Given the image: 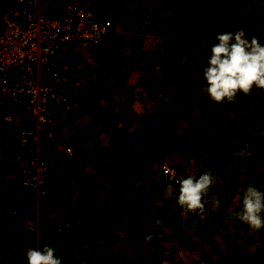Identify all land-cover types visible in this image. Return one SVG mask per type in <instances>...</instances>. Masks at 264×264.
<instances>
[{
    "label": "crops",
    "instance_id": "0c3cea01",
    "mask_svg": "<svg viewBox=\"0 0 264 264\" xmlns=\"http://www.w3.org/2000/svg\"><path fill=\"white\" fill-rule=\"evenodd\" d=\"M88 1H93L94 6L100 8V11L99 8L97 11L102 17L109 18L115 23V30L112 32V37L115 39H109L113 42L110 47L117 46L120 55L115 57V60H117V64L121 65V72L127 81H147L152 85H164L166 82L169 84L168 86L170 83L171 86L177 84V89L180 86L178 90L182 96L185 91L189 92L184 84L186 78L188 79L184 68H180L181 74L177 77V81L173 80L169 74L167 79H160L159 82L157 72H161L160 59L157 57L152 60L153 63L155 62L153 67L157 70L154 72L152 66L147 67L149 61L145 62V57H153L158 53L159 50L155 47L160 42H162L160 47L163 46L165 40L156 41L154 38L157 33L159 36V30L163 29L164 21L169 18L171 20L172 16L179 11L194 9L195 15L190 17V22L191 24L200 22L201 18L196 11L200 10L199 4L205 0H179V8L182 9L177 8L176 5L173 6L174 8H170L169 4L172 0ZM209 1L212 0H207L206 3ZM213 1L222 4V8H224L225 0ZM229 1H231L230 6L222 10L229 11V18L226 13L223 14V17L228 18V25H232L231 29L243 28L244 24H253L255 28L261 29L258 31L254 28L253 31L261 32L259 40L264 43V0H257L263 1L262 9L259 11H249L248 8L244 11V6L240 7L237 3L238 8H236L232 5L233 0ZM246 1L248 4V0ZM215 41L216 39L198 38L197 49L199 48L201 51L203 46L211 47ZM196 57L202 61V65L198 66V69L201 70L208 58H203L205 56H202L201 53ZM120 59L122 60L120 61ZM192 61L191 58L190 62ZM182 87L183 90H181ZM258 89L260 91L253 89L247 95L241 92L237 95L235 102L225 101L223 103L213 101L206 92L203 97V108L199 106L191 111V118L196 119L193 123V128L197 129L196 132L200 131L198 130L200 124L204 125L202 128H205L206 131H211L208 136H201L198 140L203 144L201 150L206 148L203 149L206 150L203 153H205V160L208 162L207 168L220 166L219 171L211 170L218 177L215 178L216 182L206 199L208 201L206 210L202 214L195 215L192 211L184 209L185 212L183 208H180L178 214L174 216L170 212V202L164 199L162 194L158 195L159 188L156 186L162 180L161 164L166 162L173 165L174 162L173 157L169 154L171 159L165 157L168 148H163L160 146L161 144H154V146L157 145L154 149L158 153L150 152L151 137L156 138L154 130L149 131L150 137L144 135L142 138L140 136L135 138L121 136L119 138L118 135H109L108 131L106 136L94 139L77 135L73 143L75 151L71 154L65 152V147L61 148L63 142L59 140L55 147L63 155L61 157L63 159H60L59 162L54 161L49 167L50 171L47 172L46 180L43 179V185L47 187V194L43 195L35 189H26L20 185L25 190L35 191L37 201L45 200L48 205L43 206L44 209L47 212L51 210V217L47 216L46 221L42 224L49 237V242H45L44 239L41 242L44 241L49 245L55 244V247L59 248L56 244L58 240L62 239L61 247L63 244L67 246V243H64L65 238H72L74 242L70 247L72 257L67 255L69 250H63L65 247L59 251L55 248L56 255L61 258L62 264H115L117 261L124 262L125 259L122 256L131 254H134L133 261L142 259L144 264H164L163 262L170 257L183 260L182 262L185 263L194 262V264L200 259L209 263L263 264L264 262H261L263 261L261 256L264 254L263 230L252 229L233 215L240 209L241 196L249 184L264 191V88ZM147 93L149 94V92ZM129 111H133V109ZM206 121L210 123L209 126L205 125ZM189 124L191 123L189 122ZM4 125L8 128L16 126L13 122H4ZM138 125L137 123L134 127ZM213 125L217 128L216 132L212 131ZM120 128L126 129L125 124L122 123ZM232 129H243L244 135L256 139V156L241 170V174L238 175L239 177L237 176L238 179H234L232 176L228 177L227 166L224 168L223 163L225 160L220 155L221 148L226 144L224 132ZM8 133V139H11L13 136L11 130ZM147 143L151 145L148 146ZM10 145L11 160L13 161L12 140ZM128 147H132V151L138 153L137 160L142 159V162L149 163L143 167L136 165L138 161L135 165L133 163L126 165V160L129 157L128 154H123V151ZM159 154L164 156L165 160L156 161ZM153 159L155 161L151 163ZM217 159L221 162L220 164ZM187 161L195 163L190 158ZM14 162L17 164V161L14 160ZM201 164L203 165L204 162ZM204 170L206 169L195 170L193 175H201ZM226 183L231 185L226 187ZM175 193H171L174 199L178 196V193L177 195ZM215 197L220 200L219 208L212 206ZM25 202L30 204L31 201L27 199ZM219 214L222 215L218 216ZM10 217L6 220L7 228L13 227L15 222H18L11 213ZM158 218H162L164 222L159 225L155 224V220ZM69 221L70 227L66 224ZM195 222L207 227L206 239L212 241L211 246L206 244L205 248L208 246V249L199 247V243L202 242L194 234H191V230L195 229ZM18 224L20 223L18 222ZM217 224L221 226L219 229H217ZM237 228L243 230V233H234ZM230 229H234L232 234L228 233ZM216 230L222 239L220 242L214 241ZM14 231H12L13 235L16 236V242H18L25 234ZM149 234H152L151 240L146 239ZM228 234L230 237L227 236ZM232 235L235 236L233 241H231ZM61 236L66 237L59 239ZM190 236L195 240L193 246L201 249V253L196 250L197 256L190 253L192 252L189 249L190 242H187ZM253 238L259 242L257 246L255 244L257 241L253 243ZM24 239H22L23 247L20 248L18 254L24 258L25 262L23 263L28 264L27 249L41 247V244ZM225 243L229 245L226 258L233 255L231 262H227L228 259L224 260L222 256L216 258V250H219L218 247H225ZM249 243H253V247L252 245L250 247ZM220 254L222 253L220 252ZM211 255L215 261L209 259ZM111 256L114 259H111ZM242 256L244 259L241 258Z\"/></svg>",
    "mask_w": 264,
    "mask_h": 264
},
{
    "label": "rangeland",
    "instance_id": "374dc122",
    "mask_svg": "<svg viewBox=\"0 0 264 264\" xmlns=\"http://www.w3.org/2000/svg\"><path fill=\"white\" fill-rule=\"evenodd\" d=\"M5 0H0V10L4 6ZM49 6L47 10V14L49 16H52L60 11L67 2L71 0H49ZM85 5H89L90 7H93L95 11L99 7L94 6L93 1L88 0H79ZM131 1V0H127ZM207 0L203 1L202 4H199L200 10L196 11L198 12L199 17L201 18L200 22H196L194 24H191L190 17H193L195 14L193 13L194 9L186 10V11H179L174 16H172L171 20H166L163 22V29L159 30V36L158 33L156 34V41L161 39L165 40L163 43V46L160 47V44L162 45V42H160L159 45H157L155 48L158 49V53L154 54L153 57L147 56L145 57V62L147 60L148 64L147 67L155 66V62L153 63L152 60L156 59L157 57L159 59L164 58L165 64H161V72H157L158 79L160 82V79H167V76L171 74L173 80L175 79L177 81V77L181 74V69H185V73L190 75L192 77V72H196L198 69V66L202 65V61L196 62L194 61V58L199 53L204 55L203 58H208L210 54L211 47L207 46L205 48L203 46V50L197 49V45L199 42L198 38H206L204 37V33L208 32L209 30L214 31H220V30H226V31H234V29H231L232 25H228V18H229V11L222 10L226 7H229L231 4V1L225 0L224 8H222V4L214 3V1H209L206 3ZM97 2V1H96ZM179 0H172L171 7L177 6V8L180 7ZM218 2V1H217ZM224 2V1H223ZM246 0H233L232 5H234L236 8L238 6L245 7L243 10L248 8L249 11H259L262 9L261 5L263 4V1H257V0H248V4H246ZM238 3V6H237ZM218 4V5H217ZM97 5V4H96ZM250 6V7H246ZM169 9V8H168ZM182 9V8H179ZM100 11V8L98 9ZM170 10V9H169ZM239 11H242V9H239ZM98 12V11H97ZM99 13V12H98ZM226 13L228 15V18L226 16L223 17V14ZM248 24V23H247ZM243 29L245 30L246 35L248 38H251V36L255 35L259 38V35L261 32H255L253 29L255 26L253 24L245 25ZM240 28V27H239ZM159 29V28H158ZM258 31H261L260 28H255ZM153 35V33H151ZM115 36V35H114ZM112 34L109 36L108 39H115L112 37ZM262 38V37H261ZM260 39V38H259ZM113 42L108 40V44L105 47V49L100 51H88L84 52L83 50L78 51L77 56L72 55L70 56L69 63L71 62L72 66V72L71 77L69 78V83H67L66 88L62 87L64 90H71L74 91L76 97V104L71 108V110L67 111V113L63 114L61 117V120L63 124L70 123L74 124L76 127L79 125L80 129V136L83 137H91L96 138L100 136H106V132L108 131L109 135H118L119 138L121 136L126 137H144L146 135L147 137H150L151 134H149V131H153L155 133L156 138L151 137L150 143L152 144L151 150L153 153H158L157 150L154 149V147H157V145L168 148L167 153H165V157L167 159L172 156V160L174 163H172L176 166H174L178 172V175L182 177H186L187 175H193V172L195 170H202L206 169L208 167L206 164L208 163L205 160V152L206 148H203L201 150V147L203 146L201 141L199 140V137L201 136H208L209 132L206 131L205 128H202L204 126L203 124H200V127H198L199 132H196V128H193L196 119L191 118L192 114L191 111L193 109L198 108L199 106L203 108L204 103V95L207 92V82L203 76V68L201 67L200 73L196 75V78H186L185 85L187 87V91L184 92V95L179 94V88L176 87L177 84L171 86H168V83L162 84H155L152 85L150 82L147 81H127L124 78L123 73L121 72L122 69H120V64L116 63L117 60H115V57H118L120 54H118V48L117 46L114 48H111V44ZM157 43V42H156ZM123 45V43H121ZM151 44V43H150ZM206 46V45H205ZM165 49V50H163ZM167 49V50H166ZM118 54V55H117ZM172 56V57H170ZM89 57L87 65H82L80 62L81 60H85ZM185 57L193 59L192 62L188 63L185 60ZM92 60V61H91ZM122 59H120L121 61ZM206 63V61H204ZM122 63V62H121ZM124 64V61H123ZM168 65V66H167ZM190 69V70H189ZM154 72L157 70L155 67H153ZM180 70V71H179ZM174 71V72H172ZM197 73V72H196ZM146 75V74H145ZM158 82V83H159ZM171 82V81H170ZM131 83V84H130ZM70 86V87H69ZM152 86V87H150ZM192 88H189V87ZM138 87V88H137ZM204 87V88H203ZM169 88V90H168ZM184 88L182 87L181 90ZM253 89H258L257 87H253ZM252 89V90H253ZM143 92V93H142ZM149 92V94L147 93ZM187 96H186V94ZM135 100V101H134ZM196 103H199L198 105ZM1 110H7L11 111L10 109L6 108H0ZM130 109H133V111H129ZM195 111V110H194ZM7 112V113H9ZM187 114V115H186ZM195 120V121H194ZM4 122H13V121H4V119L0 120V264H27L23 263L24 258L20 257L18 254V251H20V248L23 247V240H31L32 243H36L39 245L41 244V247H43L45 244H47L48 241V235L46 233V230L44 227H42V224L46 221L47 216L51 217V210H48L49 212L44 209L43 206L48 205L46 204L45 200H38L36 199V193L35 191H29L23 189L18 181V167L14 160H11V139H8V131L11 130V135H14V132L17 130V127H11L8 128L6 125H4ZM189 122L191 124H189ZM15 125L16 123L13 122ZM118 123H120L118 125ZM122 123L125 124L126 129H121ZM139 124L137 127L134 125ZM216 124V123H215ZM205 125L209 126L210 123L205 122ZM60 130H63V128H59ZM217 128L215 125H213V130L216 132ZM229 130V129H228ZM224 132L225 138H226V144L221 148V151L224 149V147L227 146V144L234 140H248L251 141L253 144L255 150H256V139L253 137L244 135V130H237L232 129L230 131ZM110 131V132H109ZM7 134V135H6ZM150 135V136H149ZM54 136L56 138V141L54 143H49L48 140H43L39 143V148L42 147L41 150V159L46 164V170L44 179L46 178L47 172L50 171L49 167L54 163V161L59 162L63 155L60 154L59 150L55 147L56 143L59 142L60 139L57 138L54 131ZM71 136V133H70ZM72 136H77V134H73ZM195 136V137H194ZM98 138V139H99ZM158 138V140H157ZM75 138H72L68 141V144H61L62 147H67L68 145H71L75 151V147L73 143L75 142ZM182 141L183 143H181ZM147 143L146 145L150 146L151 144ZM154 144H157L154 146ZM164 144V145H163ZM176 147V148H175ZM212 147L210 146V149ZM149 151V150H148ZM195 151V152H194ZM220 151V152H221ZM123 154H128V159L126 160V165L133 163L135 165H141L143 167L145 164L149 162H142L141 160H137L138 153L132 151V147H128L127 149H124ZM168 154L170 156H168ZM223 160H225L224 168L227 166L228 170V177L232 176L234 179H238V175L235 174L234 171L237 169V163L234 162V159L232 157L224 156L220 154ZM256 156V155H255ZM164 156H157L156 161L159 160H165ZM137 158V159H136ZM193 159L195 163H191L190 161H187L188 159ZM171 159V158H170ZM129 160V161H128ZM155 159L151 163H153ZM218 164L219 160L217 159ZM172 162V161H171ZM204 162L202 165L201 163ZM248 161L244 166H240V171L243 170V168L249 163ZM206 166V167H205ZM212 167V168H211ZM180 169V170H179ZM210 170H218L220 169V166L216 168L215 166H210ZM219 171V170H218ZM199 176V175H197ZM238 176V177H237ZM218 175H216L215 178H217ZM227 177V176H226ZM231 177V178H232ZM48 178V177H47ZM46 180V179H45ZM6 182H9V186L5 184ZM166 182L163 177L162 180H160V183L156 186V188H160V185ZM167 183V182H166ZM173 187V186H171ZM178 187V186H177ZM47 188V187H46ZM175 188V187H173ZM158 195L160 192H157ZM156 194V193H155ZM27 197V198H26ZM28 199V201H31L30 204H27L29 202H25ZM26 207V208H25ZM21 209L24 211V213L30 214V218L28 220L18 221L15 222L13 219V222H15L13 227H8L5 225L7 218L9 219L10 213L12 214L14 209ZM184 210V209H183ZM185 211V210H184ZM186 212V211H185ZM194 213V212H193ZM57 214V213H56ZM196 215V213H194ZM223 214V213H222ZM222 214H219L218 216H221ZM225 215V213H224ZM12 218V217H10ZM195 218V217H194ZM200 218V217H199ZM16 220V219H15ZM196 220V219H195ZM70 222V221H69ZM195 229L191 230V234H194L196 237H198L199 240V234L203 231L202 226L196 224L195 222ZM70 227V226H69ZM221 226L217 224V229H219ZM228 228V227H227ZM16 231L19 234L24 233L29 234L28 236L25 235H19L22 238L16 242V236L13 235L12 231ZM234 229H230L228 233L232 234ZM263 235H264V229ZM14 231V232H15ZM195 231V232H194ZM243 230L241 229H235L234 233H243ZM57 232H59L57 230ZM18 233L16 235H18ZM197 233V234H195ZM225 233V232H224ZM230 234L227 236L230 237ZM248 235V234H247ZM253 235V234H252ZM226 236V237H227ZM65 238L66 236H61V238ZM228 237V238H229ZM233 238H231V241L235 239V236L232 235ZM29 238V239H28ZM192 237L190 236L189 239H187V242L190 241ZM251 238V237H250ZM45 240L41 242L42 240ZM193 240V239H192ZM222 239L220 236L215 234L214 241H221ZM253 243L257 241L253 238ZM62 242L58 240L57 245L59 248L55 247L56 245H50L54 246V248L59 251L62 247H65L63 250L68 251L67 255L70 257L73 256L71 252V245L74 243L72 238L67 239L65 238L64 243L61 247L60 244ZM191 242V241H190ZM202 243H199V247H204L207 245H210L212 241L207 240L203 241ZM227 242V241H226ZM253 243H249L250 247ZM25 244V242H24ZM193 244L195 242L189 243V249L192 250L190 252L191 254L196 255V250L201 253V249L199 247H194ZM226 244V243H225ZM248 244V243H247ZM256 246L259 244L257 241ZM211 246V245H210ZM225 247H218L219 250H216L217 255L216 258H221V256L225 259H228L227 262H231L230 258H226L227 252L229 251L227 246L228 244L224 245ZM208 247V246H207ZM205 249H208V248ZM224 250V251H223ZM220 252L222 254H220ZM246 253V252H244ZM243 253V254H244ZM111 259H114V257H110ZM129 256H125L123 259L128 262ZM244 259V257H241ZM262 260L261 262H264V254L261 256ZM211 261H215V258L211 255L209 257ZM218 260V259H216ZM172 262L176 261L174 257L167 258L166 262ZM183 261V260H179ZM185 263V262H183ZM126 264H144V260H136L133 261V258L130 259L129 263Z\"/></svg>",
    "mask_w": 264,
    "mask_h": 264
},
{
    "label": "built area",
    "instance_id": "2783aa9c",
    "mask_svg": "<svg viewBox=\"0 0 264 264\" xmlns=\"http://www.w3.org/2000/svg\"><path fill=\"white\" fill-rule=\"evenodd\" d=\"M49 3V0H5L0 10V108L11 110L3 116L4 121L19 125L12 136V155L19 163V184L43 195L47 194L43 185L47 167L41 159L39 143L44 139L51 144L56 141L57 123L76 104L75 93L62 88H66L71 77V53L77 56L81 50L105 49L115 30L111 19L79 0L67 2L52 16L47 14ZM88 60L89 57L80 62L87 65ZM65 152L71 154L74 149L68 145ZM221 154L234 159L237 163L234 172L240 175V166L251 161L256 150L251 141L234 139ZM161 172L169 185L179 186L181 177L174 166L163 162ZM12 215L20 221L30 218V214L18 208ZM164 264L194 262L176 260ZM195 264L225 263L200 259Z\"/></svg>",
    "mask_w": 264,
    "mask_h": 264
},
{
    "label": "clouds",
    "instance_id": "9594fccd",
    "mask_svg": "<svg viewBox=\"0 0 264 264\" xmlns=\"http://www.w3.org/2000/svg\"><path fill=\"white\" fill-rule=\"evenodd\" d=\"M209 97L217 102H235L239 93L250 94L253 87L264 88V43L255 35L248 38L243 28L234 31L220 30L212 43L207 63L203 68ZM209 168L198 177L187 175L179 180L177 203L181 208L204 213L209 192L215 184ZM242 205L233 215L257 231L264 229V191L249 184L241 196ZM213 208L220 207L218 197L213 199ZM158 218L155 224H162ZM152 234L146 239L151 240ZM28 264H62L56 249L49 244L27 249Z\"/></svg>",
    "mask_w": 264,
    "mask_h": 264
},
{
    "label": "trees",
    "instance_id": "16d2710c",
    "mask_svg": "<svg viewBox=\"0 0 264 264\" xmlns=\"http://www.w3.org/2000/svg\"><path fill=\"white\" fill-rule=\"evenodd\" d=\"M171 3V2H170ZM171 4H169L170 6ZM219 31H214V30H209L208 32L204 33V37L206 38H210V39H216V33H218ZM172 57V56H170ZM165 58V57H164ZM164 58L161 57V59L159 60V63L160 64H165L163 63L164 62ZM192 58V57H191ZM191 58H188V57H185V60L190 63V59ZM194 61L196 62H200V59L199 58H194ZM206 65V64H205ZM168 66V65H167ZM190 70V69H189ZM174 72V71H172ZM197 72V73H196ZM196 72H192V77L193 79L196 78V75L200 73V70L197 69ZM190 75H188V78H192ZM9 111L7 110H1L0 109V120L3 119V116ZM187 115V114H186ZM19 126V125H18ZM18 126L16 125V127L18 128ZM59 128H63V130H60ZM79 125L78 127H76L74 124H70V123H65L63 124L62 120L60 119L59 122L57 123V126L55 128V135L57 136L58 139L62 140L64 142V144H68V141L71 140L72 138H75L76 136H72L73 134H77V135H80V129H79ZM70 133H71V136H70ZM181 143H183L182 141H180ZM19 168V163L17 162L16 164ZM5 184L7 186H9V182H6L5 181ZM229 185H231L230 183H226L225 186L228 187ZM159 190V191H158ZM157 190V192H160L159 194L163 195L164 196V199H166L167 201L170 202V212L172 215H176L178 214V209L181 208L180 205H178L176 203V199H174V197L171 196V193H175V195H177V193L179 192V187H176V188H173L171 187V185H169V183H166V182H163L161 185H160V188ZM224 190L226 191V188H224ZM14 219H16L17 221H20L19 219H17L16 217L13 216ZM21 222V221H20ZM198 227L199 226H202V229L203 231L198 233L199 234V241L201 242V240L203 241H207L206 239V232H207V227L206 225L204 224H201L199 223V225H197ZM200 228V227H199ZM197 234V233H196ZM198 238V237H197ZM190 241L192 242H195V240H192V238L190 239ZM189 241V242H190ZM190 242V243H191ZM123 258L125 256H122ZM134 257V254H131L129 255V258L128 260L130 261V259H132ZM126 260H124V263L126 264L125 262ZM129 261L127 263H129Z\"/></svg>",
    "mask_w": 264,
    "mask_h": 264
}]
</instances>
